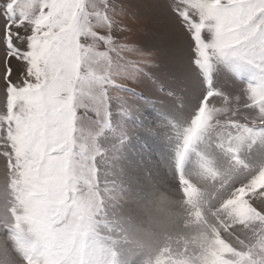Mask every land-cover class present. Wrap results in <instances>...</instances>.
<instances>
[{"label":"snow or ice","instance_id":"1","mask_svg":"<svg viewBox=\"0 0 264 264\" xmlns=\"http://www.w3.org/2000/svg\"><path fill=\"white\" fill-rule=\"evenodd\" d=\"M163 7L180 40L167 55L194 85L189 116L173 106L166 123L128 87L159 57L128 42L117 0H0V264H264V0ZM157 128L194 231L150 252L121 209Z\"/></svg>","mask_w":264,"mask_h":264},{"label":"rangeland","instance_id":"2","mask_svg":"<svg viewBox=\"0 0 264 264\" xmlns=\"http://www.w3.org/2000/svg\"><path fill=\"white\" fill-rule=\"evenodd\" d=\"M123 7L124 11V23L130 29L126 32V37L129 43L136 44L142 48L150 49L154 54L158 55V59L154 65V76L152 80H146L139 85L129 84L128 87H132L136 92L141 93L147 100H141L140 103L147 104L148 101L155 102L156 114L160 116V119L167 122V113L174 106L180 110L185 117L189 116V110L182 108V105L186 103V94L190 93L194 85L188 78H177L176 63L168 55L166 50V44L169 38H173L174 42L178 45L180 40L176 32V26L172 20V17L163 7L166 0H117ZM245 85L234 76L229 75L224 79V90L235 94H239L240 90ZM172 93L171 96L168 94ZM120 95H123L122 93ZM164 98V102L162 99ZM219 104V101H217ZM151 108V105H149ZM78 115H83V109L78 110ZM89 115H92L89 113ZM87 123L86 121L84 122ZM160 133L157 136L164 142L166 152L172 151V146L168 144L164 138L163 128H157ZM158 140V139H157ZM170 148V149H169ZM164 149V150H165ZM169 149V150H168ZM156 151H152L151 159L155 165H160V172L167 175L168 169L163 167L162 163L166 165L171 161L166 162L163 158L162 161L155 158ZM174 152L172 151V156ZM167 160L168 157L164 156ZM157 159V160H156ZM156 160V161H155ZM156 162V163H155ZM6 160L0 156V189L3 188L6 177ZM152 172V171H151ZM147 174V178L150 179V174ZM128 187L123 191L124 197L140 196L143 192L133 189L129 180L127 181ZM170 186L177 189V194L182 197L183 193L178 188V178L176 181H169ZM132 191V192H131ZM176 191V190H175ZM4 232L0 229V238H3ZM143 255L136 257L129 264H142Z\"/></svg>","mask_w":264,"mask_h":264},{"label":"clouds","instance_id":"3","mask_svg":"<svg viewBox=\"0 0 264 264\" xmlns=\"http://www.w3.org/2000/svg\"><path fill=\"white\" fill-rule=\"evenodd\" d=\"M121 210L130 239L144 251L194 231L189 209L165 177L149 181L141 196L125 197Z\"/></svg>","mask_w":264,"mask_h":264},{"label":"bare ground","instance_id":"4","mask_svg":"<svg viewBox=\"0 0 264 264\" xmlns=\"http://www.w3.org/2000/svg\"><path fill=\"white\" fill-rule=\"evenodd\" d=\"M153 144H154V151L157 152L156 155H155V158H157L158 160L160 159L161 161H162V158H163L166 162H168L169 160L172 159V151H171V149L170 148H169L170 150L168 149L170 151L169 153L166 152L167 149H165L164 142L161 139L156 137L153 140ZM168 155H169V158H167V160H166L164 156L168 157ZM153 158H154V155H152L149 158L150 161H151V165L153 167H150V168H148L146 170H142L139 173L135 174L134 177L129 179L130 185L132 187L131 188L132 191H133V189H136V190H139V191L143 192L144 187L148 184L149 181L157 179V174H159L160 177H163V174H162L163 172L161 173L159 171L160 170V165H155L154 166V162L151 160ZM162 165H163V167H166L165 163H162ZM149 172H151L150 179L147 178V174H149ZM170 187L175 189L176 190L175 192H177V189L175 187H172V186H170Z\"/></svg>","mask_w":264,"mask_h":264}]
</instances>
